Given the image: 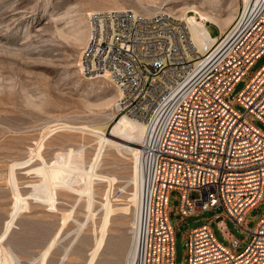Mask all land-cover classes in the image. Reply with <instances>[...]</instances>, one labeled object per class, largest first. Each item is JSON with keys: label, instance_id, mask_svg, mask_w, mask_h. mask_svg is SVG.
Segmentation results:
<instances>
[{"label": "rangeland", "instance_id": "rangeland-1", "mask_svg": "<svg viewBox=\"0 0 264 264\" xmlns=\"http://www.w3.org/2000/svg\"><path fill=\"white\" fill-rule=\"evenodd\" d=\"M192 4L216 15L239 12L238 0H0V264L128 263L139 195L133 180L136 161L127 143L109 136L114 133L111 120L120 113L106 101L116 87L105 77L81 70V53L90 33L88 13L130 8L146 15L167 12L180 19L178 15ZM218 26L207 25L212 36L221 31ZM263 64L264 53L230 98ZM234 106L244 110L240 104ZM255 123L264 130L263 122ZM99 126L103 127L99 132L92 128ZM100 134L109 138L108 144ZM112 140L122 144L116 146ZM82 147L85 190L77 184L48 185L44 169L53 165L57 154ZM169 203L174 210L170 219L176 264H189L185 232L211 218L218 239L230 245L215 218L221 208L181 220L180 191L171 190ZM262 215L264 201L247 214L248 226L253 228ZM225 221L242 239L237 250L243 251L250 240L248 231L230 218Z\"/></svg>", "mask_w": 264, "mask_h": 264}, {"label": "built area", "instance_id": "built-area-1", "mask_svg": "<svg viewBox=\"0 0 264 264\" xmlns=\"http://www.w3.org/2000/svg\"><path fill=\"white\" fill-rule=\"evenodd\" d=\"M89 23L81 70L109 77L122 92L114 109L145 127L135 264H176L172 189L181 193V220L221 208L215 218L231 242L218 239L214 218L190 228L189 264H264V215L253 228L247 219L264 201V130L255 123H264V64L230 98L264 53V0H250L201 50L187 23L167 12L94 10ZM225 218L248 231L243 251Z\"/></svg>", "mask_w": 264, "mask_h": 264}, {"label": "bare ground", "instance_id": "bare-ground-1", "mask_svg": "<svg viewBox=\"0 0 264 264\" xmlns=\"http://www.w3.org/2000/svg\"><path fill=\"white\" fill-rule=\"evenodd\" d=\"M249 1L250 0H238L237 11L240 12L243 6L247 5ZM122 9H125V8H122ZM91 12L92 11H89L88 15H90ZM157 13H161V12L158 11ZM178 17L187 23L190 29L191 37L195 45L199 47V50H201L205 45H209L210 42L216 40L222 33L226 32L230 28V26L232 25V23L234 22L237 16L236 14H234L233 10L229 11L227 15L222 16V15H216L211 10L205 9L204 7L199 8V6L192 4L189 7H185L182 13L178 15ZM209 23L219 25L218 27H220L221 31H219L218 35L212 36L209 33L208 28H207V25ZM89 35L90 33L88 31V37L86 38V43L89 40ZM99 77H105V79L110 80V78L107 76H99ZM116 89H117L116 93L111 99L106 101V105L114 104L115 106V104L117 103V100L121 97L122 95L121 89L119 87H116ZM117 113H120V114H117L116 116L113 117V120H111V122L114 123V126L111 131H113L114 133H109V136H111L114 139H118V140H121L127 143L126 149L129 150V152H133L135 156V161H136L135 162L136 172L133 177V180L135 181L136 186L139 187L138 188L139 195L137 198V202L135 203L137 205L135 207V216L133 215L134 216L133 218L134 219L133 220L134 241H133V245L130 251L129 260L127 263V264H135V258H136L135 237H136V226H137V218H138V212H139L141 187H142L140 152H141V145L144 139V130H145L144 128L145 127L142 121L135 119L121 111H118ZM99 127H92V128L96 129L97 132H99L100 130L103 129V127H100V128ZM99 139H101L102 142H106L109 140V138L108 140H106L103 134H100ZM110 143L115 144L116 146L122 144L121 142H120L121 144H119V142H115L113 140ZM116 143H118V145ZM83 152L84 151L82 147V149H76V150L73 149L71 151L68 150V152L62 151L59 154H57V158L55 159L53 165L48 166L46 169H44L46 182L49 183L48 185H54L57 187H72L73 185L77 184L78 186H81L82 191H83L85 186L88 184V180L87 178H85L86 175L84 173L86 165L82 158ZM94 166L95 164H93L92 167ZM91 205L92 203L89 202L88 206H91ZM83 224L84 223H82V225ZM48 249H49V246L46 247V250L43 252V255L48 251Z\"/></svg>", "mask_w": 264, "mask_h": 264}]
</instances>
